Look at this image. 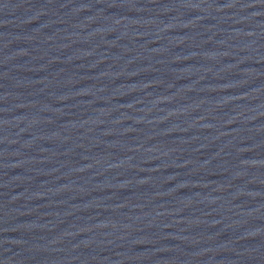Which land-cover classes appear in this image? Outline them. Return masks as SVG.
<instances>
[{"label": "water", "instance_id": "1", "mask_svg": "<svg viewBox=\"0 0 264 264\" xmlns=\"http://www.w3.org/2000/svg\"><path fill=\"white\" fill-rule=\"evenodd\" d=\"M0 264H264V0H0Z\"/></svg>", "mask_w": 264, "mask_h": 264}]
</instances>
